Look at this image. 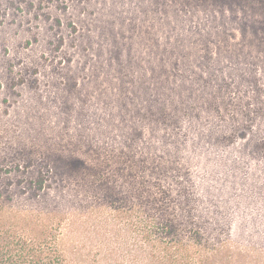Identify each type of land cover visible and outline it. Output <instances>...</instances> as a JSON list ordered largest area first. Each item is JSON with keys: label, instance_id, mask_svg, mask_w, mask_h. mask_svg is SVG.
<instances>
[{"label": "trees", "instance_id": "obj_1", "mask_svg": "<svg viewBox=\"0 0 264 264\" xmlns=\"http://www.w3.org/2000/svg\"><path fill=\"white\" fill-rule=\"evenodd\" d=\"M152 1L153 62L127 88L137 132L121 133L119 168L82 167L136 243L132 261L108 248V264H253L264 253L246 243L264 234V0ZM0 197V264H68L59 216L9 211Z\"/></svg>", "mask_w": 264, "mask_h": 264}, {"label": "rangeland", "instance_id": "obj_2", "mask_svg": "<svg viewBox=\"0 0 264 264\" xmlns=\"http://www.w3.org/2000/svg\"><path fill=\"white\" fill-rule=\"evenodd\" d=\"M155 22L151 0H0V194L9 211L59 216L68 264H108V248L134 258L132 233L82 167L119 168L121 133L137 132L127 88L151 67ZM257 228L246 243L264 249Z\"/></svg>", "mask_w": 264, "mask_h": 264}]
</instances>
